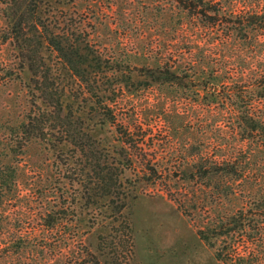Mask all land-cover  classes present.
<instances>
[{"label": "trees", "instance_id": "16d2710c", "mask_svg": "<svg viewBox=\"0 0 264 264\" xmlns=\"http://www.w3.org/2000/svg\"><path fill=\"white\" fill-rule=\"evenodd\" d=\"M107 1L117 6L128 0ZM171 1L179 6L181 29L196 20L203 28L216 27L225 40H238L246 53L244 68L229 72L225 63L211 61L202 50L200 61L177 63L168 59L160 63L153 59L138 67L131 61L136 54L122 59L101 55L92 47L91 36L98 34L99 25L110 31L108 23L94 22L91 30L85 24L86 11L98 6L99 0H0V32L4 34L0 44L7 43L16 60L20 58V66L4 73L3 83L19 80V72L24 74L30 98L22 120L5 125L0 141H5L3 148L8 155L15 156H24L32 142L43 143L62 180L55 187L58 195L53 187L43 188L40 195L35 193L36 213L25 212L16 184L17 168L9 156L0 159V264H68L69 252L79 261L74 264H128L133 246L125 212L136 198L132 189L151 181L156 173L147 168V173L129 174L133 170L130 152L137 147L129 143V128L117 130L115 106L119 92L134 94L152 85L196 96L203 113L196 114L201 124L210 118L217 119L211 122L214 124L230 121L234 143L209 155L210 139L202 126L195 154L198 159L179 177L183 183L209 189L216 206L227 199L240 202L237 209H221L218 220L206 227L208 231L213 227V241L204 229L197 232L200 239L222 261L217 246L221 238L228 240L225 250L232 255L240 246L249 248L241 241L245 230L251 226L263 230L264 2ZM70 4L76 6L69 19L63 8L68 11ZM113 30L115 33L116 28ZM45 50L54 54L61 68L46 62ZM137 70L143 73L142 80L135 75ZM67 78L72 87L63 84ZM134 83L139 85L131 89ZM173 94L176 100L178 94ZM108 128L113 129L112 142L97 134L106 136ZM141 163L146 166L145 159ZM74 203L80 206L76 208ZM257 210L261 213L255 220L253 212ZM83 212L85 218L78 219V224L69 219ZM75 231L81 233L76 235Z\"/></svg>", "mask_w": 264, "mask_h": 264}, {"label": "rangeland", "instance_id": "374dc122", "mask_svg": "<svg viewBox=\"0 0 264 264\" xmlns=\"http://www.w3.org/2000/svg\"><path fill=\"white\" fill-rule=\"evenodd\" d=\"M251 1L256 3L259 0ZM263 2L261 0V4ZM75 6L70 4L68 11L63 8L69 19L75 13ZM178 7L171 0H128L117 6L109 4L107 0H99L98 6L86 11L85 24L91 30L94 22L108 23L110 31L104 30L103 24L99 25L98 34L91 36V45L101 55L106 56L113 54L124 59L127 54H136V59L131 58V61L137 63H133L135 66L153 59L160 63L168 59L177 63L200 61L202 50L211 61L225 63L226 69H230H227L229 72L244 68L245 63L242 61H246V53L238 40H225L216 27L203 28L196 20L188 21L181 29L182 19ZM0 24L2 25L1 22ZM114 28L115 33H112ZM3 35L1 31L0 38ZM82 38L83 36L80 39ZM44 57L47 63L61 68L60 62L51 51L45 50ZM18 66L20 58L19 61L16 60V53L12 48L7 43L0 44V140L5 125L21 121L29 108L30 98L25 88L29 80L24 74L19 72V80L3 83L4 73L13 71ZM140 74L143 73L138 70L135 72L139 80H142ZM63 84L67 88L73 86L69 78ZM138 85L134 83L130 88L134 89ZM174 91L178 94L176 100L172 97ZM118 97L115 106L117 130L123 131L124 126L129 128L132 139L129 143L137 147V150L130 152L134 172L131 170L129 174L141 175L147 173V168L156 173L148 184L140 183L132 189L136 198L130 202L125 212L129 217L133 246L128 264H264V227L261 230L255 224V227L251 226L242 234L241 241L249 248L240 246L236 254L230 255L225 250L228 240L221 238L217 246L224 260H217L215 250L201 240L197 232L204 229L206 236L213 241V227H210V231L206 227L218 220L221 209H237L240 202L227 199L216 206L209 189L179 180L182 171L190 167L191 161L198 159L195 154L200 148L197 138L201 127H205L206 135L209 136L210 146L206 151L212 155L216 148L227 150L234 143L230 138V121L214 124L211 122L217 119L210 118L201 124L196 117V114L203 116L197 97L181 95L179 90L167 86L152 85L145 89L140 88L134 94L119 92ZM178 125L182 127L180 130ZM108 131L106 136L99 132L97 134L108 137L112 142L113 129L108 128ZM4 146L5 141H0V159L9 156L17 168L16 184L22 197L20 199L24 206L23 211L36 213L35 201L44 191L43 188L53 187L58 195L59 191L55 187L62 183L52 155L40 142L30 143L24 156H15L12 153L8 155ZM141 159H145L146 166L141 163ZM36 192L38 195H35ZM238 198L242 199L239 193ZM73 206L78 208L80 204L74 203ZM260 213L259 210L253 212L255 220ZM83 218L84 212L80 216L69 217L73 224H78V219ZM62 230L69 233L68 229ZM75 232L76 235L81 233ZM68 249L72 251L73 247ZM66 258L68 264L79 263L70 252Z\"/></svg>", "mask_w": 264, "mask_h": 264}]
</instances>
